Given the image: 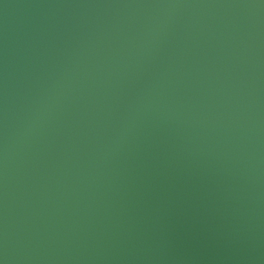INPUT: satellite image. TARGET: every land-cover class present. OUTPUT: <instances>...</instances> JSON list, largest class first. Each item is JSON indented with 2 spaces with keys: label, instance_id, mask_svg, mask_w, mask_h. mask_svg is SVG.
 <instances>
[{
  "label": "water",
  "instance_id": "95a60500",
  "mask_svg": "<svg viewBox=\"0 0 264 264\" xmlns=\"http://www.w3.org/2000/svg\"><path fill=\"white\" fill-rule=\"evenodd\" d=\"M0 264H264V0H0Z\"/></svg>",
  "mask_w": 264,
  "mask_h": 264
}]
</instances>
